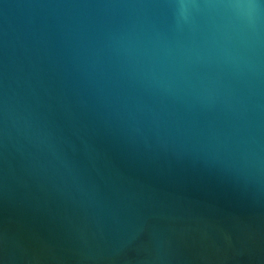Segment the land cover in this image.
Segmentation results:
<instances>
[{"label": "water", "instance_id": "water-1", "mask_svg": "<svg viewBox=\"0 0 264 264\" xmlns=\"http://www.w3.org/2000/svg\"><path fill=\"white\" fill-rule=\"evenodd\" d=\"M220 2L0 0V264H264V21Z\"/></svg>", "mask_w": 264, "mask_h": 264}, {"label": "clouds", "instance_id": "clouds-1", "mask_svg": "<svg viewBox=\"0 0 264 264\" xmlns=\"http://www.w3.org/2000/svg\"><path fill=\"white\" fill-rule=\"evenodd\" d=\"M264 0H222L220 3L208 5L216 10L227 22L225 32L230 42L251 49L261 38V22L264 21ZM197 7L190 0H179L178 19L187 20L189 9ZM239 62L242 57L234 56Z\"/></svg>", "mask_w": 264, "mask_h": 264}]
</instances>
